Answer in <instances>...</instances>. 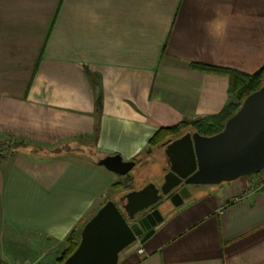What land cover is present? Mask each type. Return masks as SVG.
<instances>
[{"label":"crops","instance_id":"1","mask_svg":"<svg viewBox=\"0 0 264 264\" xmlns=\"http://www.w3.org/2000/svg\"><path fill=\"white\" fill-rule=\"evenodd\" d=\"M194 64L261 69L264 0H0V144H27L0 154V263L59 264L123 184L101 158L166 167L159 129L234 100ZM262 172L190 186L119 264H264Z\"/></svg>","mask_w":264,"mask_h":264},{"label":"water","instance_id":"2","mask_svg":"<svg viewBox=\"0 0 264 264\" xmlns=\"http://www.w3.org/2000/svg\"><path fill=\"white\" fill-rule=\"evenodd\" d=\"M165 154L169 169L161 182L123 194L121 205L108 200L85 223L76 250L63 264H119L123 250L146 242L156 232L165 218L159 208L164 201L178 207L192 196V185L231 182L263 171L264 82L245 98L221 132L211 136L186 132L166 144ZM99 164L126 175L136 162L114 154Z\"/></svg>","mask_w":264,"mask_h":264},{"label":"trees","instance_id":"3","mask_svg":"<svg viewBox=\"0 0 264 264\" xmlns=\"http://www.w3.org/2000/svg\"><path fill=\"white\" fill-rule=\"evenodd\" d=\"M194 67L204 71H212L228 75L230 78V92L233 94L234 100L230 101L223 108V110L216 115L191 123L182 122L174 126L159 129L150 140V147L148 148L149 151H152V147H164L168 142L180 137L186 131H190V128L207 136L221 132L225 127L226 121L239 110L245 98L252 92L258 90L264 82V66L252 74L233 68L211 66L206 64H194ZM100 103L99 99L98 107L101 106ZM10 146L12 153H15L18 152L20 148L27 147V144L24 142H13ZM120 185L122 184L116 183V186ZM82 228L74 229L68 235L66 239V246L59 256L60 264H63V262L76 250L80 242Z\"/></svg>","mask_w":264,"mask_h":264},{"label":"rangeland","instance_id":"4","mask_svg":"<svg viewBox=\"0 0 264 264\" xmlns=\"http://www.w3.org/2000/svg\"><path fill=\"white\" fill-rule=\"evenodd\" d=\"M11 151V146H9L7 143L4 144H0V154H6V152H10ZM42 151V150H41ZM162 151L159 152V154ZM161 159L164 161L165 157L164 155L161 153ZM165 169V166H161V160L159 159V157H156V155L153 158H150L148 161L146 162H141L138 163L128 174L126 175H117L118 180L122 181V185L120 186H116L115 187V194H114V200L119 204V198L124 194L127 193V191L129 190H136V189H140L143 186H145L147 183L149 182H155V183H160L162 178L164 177L165 173L162 176V171L160 172V168ZM165 171V170H164ZM155 174H159L158 176H160V178H158V176H154ZM160 172V173H158ZM262 172V171H261ZM260 173V172H259ZM264 173V171L262 172V174ZM59 249L61 250L60 245H58ZM134 247V244L128 246L121 254H120V259H119V263L121 261V259L123 258V256L125 255V252L132 250ZM60 264V263H59ZM122 264V263H121Z\"/></svg>","mask_w":264,"mask_h":264},{"label":"flooded vegetation","instance_id":"5","mask_svg":"<svg viewBox=\"0 0 264 264\" xmlns=\"http://www.w3.org/2000/svg\"><path fill=\"white\" fill-rule=\"evenodd\" d=\"M165 168H167L166 171H168V169H169L168 168V162H167V166ZM165 197H166V195L163 198H165ZM159 208L161 209L162 213L165 216L166 213L167 214L170 213V211H173L176 207L171 203L170 200H166L161 205H159Z\"/></svg>","mask_w":264,"mask_h":264},{"label":"built area","instance_id":"6","mask_svg":"<svg viewBox=\"0 0 264 264\" xmlns=\"http://www.w3.org/2000/svg\"><path fill=\"white\" fill-rule=\"evenodd\" d=\"M259 188L264 187V176L262 177V179L260 180L259 184H258ZM252 190H254V186L252 187ZM140 243V242H139ZM137 251L140 254H144L145 253V249L144 246L142 245V243L139 244ZM2 264V263H0Z\"/></svg>","mask_w":264,"mask_h":264}]
</instances>
